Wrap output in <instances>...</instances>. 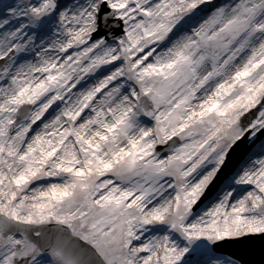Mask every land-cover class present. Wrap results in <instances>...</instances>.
<instances>
[{
    "label": "snow or ice",
    "instance_id": "obj_1",
    "mask_svg": "<svg viewBox=\"0 0 264 264\" xmlns=\"http://www.w3.org/2000/svg\"><path fill=\"white\" fill-rule=\"evenodd\" d=\"M0 264H264V0H0Z\"/></svg>",
    "mask_w": 264,
    "mask_h": 264
},
{
    "label": "rangeland",
    "instance_id": "obj_2",
    "mask_svg": "<svg viewBox=\"0 0 264 264\" xmlns=\"http://www.w3.org/2000/svg\"><path fill=\"white\" fill-rule=\"evenodd\" d=\"M3 2H4V3H10V2H12V0H3ZM258 145H259V144H258ZM258 145H257V146H258ZM257 146H256V147H257ZM253 148H255V147H253Z\"/></svg>",
    "mask_w": 264,
    "mask_h": 264
},
{
    "label": "bare ground",
    "instance_id": "obj_3",
    "mask_svg": "<svg viewBox=\"0 0 264 264\" xmlns=\"http://www.w3.org/2000/svg\"><path fill=\"white\" fill-rule=\"evenodd\" d=\"M258 147V146H257Z\"/></svg>",
    "mask_w": 264,
    "mask_h": 264
}]
</instances>
